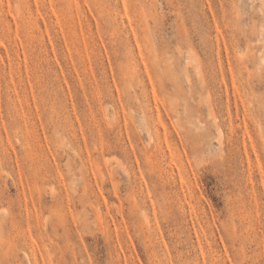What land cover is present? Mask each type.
Returning a JSON list of instances; mask_svg holds the SVG:
<instances>
[{
  "label": "rangeland",
  "instance_id": "obj_1",
  "mask_svg": "<svg viewBox=\"0 0 264 264\" xmlns=\"http://www.w3.org/2000/svg\"><path fill=\"white\" fill-rule=\"evenodd\" d=\"M0 264H264V0H0Z\"/></svg>",
  "mask_w": 264,
  "mask_h": 264
},
{
  "label": "bare ground",
  "instance_id": "obj_2",
  "mask_svg": "<svg viewBox=\"0 0 264 264\" xmlns=\"http://www.w3.org/2000/svg\"><path fill=\"white\" fill-rule=\"evenodd\" d=\"M134 83H135V82H134ZM144 97H145V96H144ZM237 101H238V100H237ZM234 102H235V101H234ZM235 106H236V105H235ZM236 107H237V106H236ZM227 108H228V107H227ZM234 108H235V107H234ZM228 109H229V108H228ZM228 111H229V110H228ZM234 112H235V110L232 112V113L234 114V116H235V113H234ZM150 113H151V112H150ZM157 113H158V112H157ZM157 115H158V114H157ZM158 116H159V115H158ZM227 116H228V115H227ZM229 116H230V115H229ZM234 116H233V117H234ZM230 117H231V116H230ZM235 117H236V116H235ZM237 117H238V116H237ZM227 119H228L229 122H230V118H227ZM233 119H234V118H233ZM236 119H237V118H236ZM159 120H160V118H159ZM236 121H237V120H236ZM236 121H235V122H236ZM243 121H244V119H243ZM157 122H159V121H157ZM229 125H230V124H229ZM233 125H234V124H233ZM241 125H242V123H241ZM245 125H246V123H245ZM243 126H244V125H243ZM230 127H231V126H230ZM237 127H239V126H237ZM243 129H245V132H244V135H245L248 131L246 132V129H247V128H245V126H244ZM238 130H240V132L242 131V130L239 129V128H238ZM240 134H242V132H241ZM156 135H157V134H156ZM240 136H241V135H240ZM248 136H249V134H248ZM242 137H243V136H242ZM243 138H244V137H243ZM241 139H242V138H241ZM243 140H244V139H242V141H243ZM245 140H246V139H245ZM159 142H160V141H159ZM244 144H245V142H244ZM126 145H127V144H126ZM124 146H125V144H124ZM161 147H162V146H161ZM132 148H133V147H132ZM124 150H125V149H124ZM126 151H127V150H126Z\"/></svg>",
  "mask_w": 264,
  "mask_h": 264
}]
</instances>
